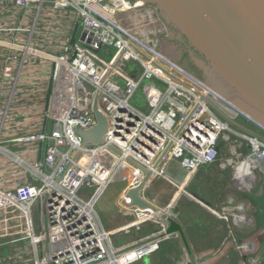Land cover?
I'll return each mask as SVG.
<instances>
[{
  "label": "built area",
  "instance_id": "built-area-1",
  "mask_svg": "<svg viewBox=\"0 0 264 264\" xmlns=\"http://www.w3.org/2000/svg\"><path fill=\"white\" fill-rule=\"evenodd\" d=\"M134 6L128 0H0V156L34 181L0 190V264H134L156 253L161 238L115 249L94 211L121 168L127 172L121 214L136 210L155 220L149 210L128 208V191L144 178L132 163L152 171L151 178L165 179L168 163L178 158L189 178L218 160L219 143L229 144V134L244 143L238 152L247 158L264 157L263 128L244 115L232 117L215 94L155 44L115 20ZM44 7L73 13L76 26L73 36L50 50L37 40ZM28 61L41 67L47 103L40 111L41 131L11 142L36 143L38 156L31 161L6 148L10 142L1 137ZM139 90L145 99L140 109L130 103ZM94 102L108 127L96 146L85 145L77 134L96 124ZM216 108L229 111L252 134L229 124ZM5 248L13 253L4 256Z\"/></svg>",
  "mask_w": 264,
  "mask_h": 264
},
{
  "label": "crops",
  "instance_id": "crops-1",
  "mask_svg": "<svg viewBox=\"0 0 264 264\" xmlns=\"http://www.w3.org/2000/svg\"><path fill=\"white\" fill-rule=\"evenodd\" d=\"M134 2L132 9L121 12L114 18L136 35L152 42L156 36L150 37L148 32L155 29L154 21L158 22L154 16L156 11L148 10L142 4L137 6L141 0ZM132 15L139 19H132ZM2 16L0 13L1 22ZM74 21L73 13L67 10L56 12L44 7L38 21V45L50 50L66 37L71 34L73 36V29L76 27ZM156 26L161 33L159 22ZM154 43L163 53L158 36ZM165 55L168 56L167 53ZM40 68L35 62L28 61L19 89V100L16 98L11 103L1 131L2 141L10 142L4 144L5 147L28 161L38 156L36 143L21 146L11 140L41 131L40 111L47 100L44 89L46 83ZM3 101L0 100V120L3 115ZM221 109L230 117L229 111ZM227 145V142L221 141L218 160L210 166L198 169L179 186H176L174 176L177 177L180 171L172 169L171 165L166 167L165 179H150L143 194L150 197L154 208L166 212L168 220L157 216L154 217L155 220H147L150 214L143 215L136 210H132L128 216L122 215L119 200L121 192L117 199L118 209L114 213L107 211L109 214L106 216V225L103 226L111 234L115 247L123 251L140 245L147 241L140 239L151 231L154 236L161 238L159 250L134 264H186L189 261L187 249L196 260L212 256L200 264H210L218 256L228 255L233 250L237 255L257 254L264 247V170L257 163L249 161L242 152L230 149L222 151V147ZM244 162L251 165L250 177L243 170ZM199 174L206 176L205 186L196 182ZM32 183L34 181L27 174L19 171L10 160L0 156V190H14L20 185ZM183 188L198 199L183 194ZM178 194L180 196L175 199ZM219 212L224 213L225 217L219 216ZM247 214L254 217L250 222L245 220ZM257 214L261 217H257ZM145 216L147 219H144ZM8 253L13 252L11 250Z\"/></svg>",
  "mask_w": 264,
  "mask_h": 264
},
{
  "label": "water",
  "instance_id": "water-1",
  "mask_svg": "<svg viewBox=\"0 0 264 264\" xmlns=\"http://www.w3.org/2000/svg\"><path fill=\"white\" fill-rule=\"evenodd\" d=\"M141 3L148 10L156 11L154 16L164 37L162 48L167 47L166 50L172 52L177 50L176 60L181 59L198 74L200 79L191 76L215 94L231 111L232 117L233 114L244 115L264 129V0H141ZM216 111L232 126L252 134L219 108ZM92 113L96 124L86 131L77 130V134L85 145L96 146L103 143L108 127L96 102ZM111 150L119 155L114 148ZM161 158L154 164V169ZM248 158L264 170V157L250 154ZM132 164L144 178L139 186L128 191L127 197L131 200L128 208L149 210L168 220L166 212L154 208L150 197L143 194L152 171ZM175 169L180 171L176 183L179 186L187 178V172L178 163H175ZM182 191L188 194L186 188ZM187 254L189 261L186 264H200L212 257L208 255L196 260L189 249Z\"/></svg>",
  "mask_w": 264,
  "mask_h": 264
},
{
  "label": "rangeland",
  "instance_id": "rangeland-1",
  "mask_svg": "<svg viewBox=\"0 0 264 264\" xmlns=\"http://www.w3.org/2000/svg\"><path fill=\"white\" fill-rule=\"evenodd\" d=\"M130 2L131 5H133L135 2V0H128ZM134 2V3H133ZM133 16V17H132ZM132 19L138 20L139 18L136 17L135 15H132ZM137 22L135 21V24ZM142 24V22H141ZM139 25V24H138ZM158 25V22L155 20L154 21V27L155 29L153 30V32H155L158 36L159 41H163L164 37L161 36V33L158 32L160 31L159 29H156ZM165 48V47H164ZM162 49L163 52H165V54L167 53L168 56L167 58L171 59V61L173 62V60L176 61L177 58V50H173V52L171 50H166ZM171 49V47H170ZM113 53V51H110L109 56ZM102 55V54H101ZM173 56V57H172ZM132 67V66H131ZM67 82V76L66 74H64L63 76V80H62V86H65ZM61 96V95H59ZM131 105H133L136 108H144L145 107V99L143 96V93L141 92V90L137 91L135 93V95L133 96L132 100L130 101ZM240 123L246 124L247 126H250L251 128L254 129V127H252V125L247 124L243 119H239L238 120ZM229 139H230V143L227 145V147H222V151H226L228 149L230 150H235L236 152L239 151V147L242 146L244 143H242V141H239V138H237L236 136H233L231 134L228 135ZM245 154V152H244ZM178 162V158L175 160H172L169 162L168 165L172 166V169L175 168V163ZM248 165V166H247ZM243 170H245L246 174L250 177L251 176V165L250 164H243ZM230 171V170H228ZM178 176L175 177L174 176V180L178 181L180 179V174H177ZM124 179H127V172L125 168H121L117 175L115 176L114 180L108 185L107 189L104 191V193L102 194V196L97 200V202L94 205V211L96 212V214L98 215L100 221L102 222V225H106V216L107 211L109 212H113L116 211L118 209V205H117V199H118V195L123 191L124 185L126 184V181ZM206 176L204 174H199L197 176L196 182L198 183H203V185L206 183ZM194 182V183H196ZM205 186V185H204ZM207 191V190H206ZM116 201V204H115ZM236 209H234L235 211ZM235 214V213H234ZM254 217H252V215H246L245 216V220H247L248 222H250L251 219H253ZM149 230V229H147ZM251 234V233H250ZM154 237V232L148 231L147 234L142 237L140 240L141 241H146L150 238ZM161 244V241H160ZM112 245L115 249H118L117 247H115L113 241H112ZM2 253L4 256H6L8 254V249H2ZM259 253V252H258ZM246 254V255H237L235 254V251L233 250L230 254L228 255H223V256H218L214 262L210 263V264H251L252 262H256V264H264V258L259 262V259L261 258V256L258 258L259 254ZM255 264V263H254Z\"/></svg>",
  "mask_w": 264,
  "mask_h": 264
},
{
  "label": "flooded vegetation",
  "instance_id": "flooded-vegetation-1",
  "mask_svg": "<svg viewBox=\"0 0 264 264\" xmlns=\"http://www.w3.org/2000/svg\"><path fill=\"white\" fill-rule=\"evenodd\" d=\"M176 64L181 67L186 73L190 74V75H193L194 77H196L197 79H200V77L198 76L197 73H195L193 70H191L190 68H188V66H186V64H183L182 63V60L181 59H178L175 61ZM192 63V62H191ZM193 66H195L193 63L191 64ZM192 66V67H193ZM257 217H261L259 214L256 215ZM258 258L261 256V258L259 259V262L264 258V247L262 249L259 250V253H258ZM256 264V262H252L251 264ZM258 264V263H257Z\"/></svg>",
  "mask_w": 264,
  "mask_h": 264
},
{
  "label": "bare ground",
  "instance_id": "bare-ground-1",
  "mask_svg": "<svg viewBox=\"0 0 264 264\" xmlns=\"http://www.w3.org/2000/svg\"><path fill=\"white\" fill-rule=\"evenodd\" d=\"M141 4H142L141 2H138V3H137V6H140ZM127 6H128V5L125 4L126 9L129 8V6H128V7H127ZM131 9H132V8H131ZM148 34H149L150 37H154V36L157 37V34H156L155 32H153V31H152V32H148ZM147 37H148V36H147ZM156 37H155V39H156ZM155 39H152V42H151L152 44H155V43H154ZM235 158H236V157H235ZM236 164H237V163H236ZM243 164H250V163H248V162H244Z\"/></svg>",
  "mask_w": 264,
  "mask_h": 264
}]
</instances>
